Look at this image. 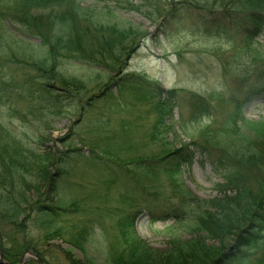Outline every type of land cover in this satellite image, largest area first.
Masks as SVG:
<instances>
[{
    "label": "rangeland",
    "instance_id": "1",
    "mask_svg": "<svg viewBox=\"0 0 264 264\" xmlns=\"http://www.w3.org/2000/svg\"><path fill=\"white\" fill-rule=\"evenodd\" d=\"M232 1L74 0L69 5L63 1L44 9L24 12L23 21L21 12L19 17L5 18L12 14L13 0H0V75L5 80L14 78L22 81L25 86L30 83L36 90L40 83L45 84V81H37L38 85L34 86V80L40 76L37 71L40 67L47 72L46 78L53 73V79L48 82L51 87H64L60 90L61 96L48 94L47 98H78L72 106H69V101L58 103L52 100L44 107L49 111H43L44 118L39 123L37 119L25 118L31 109L36 115L42 114L39 112L41 105H31L24 99L30 98L28 86L27 94L13 92L5 97L8 99H2V124L5 129L13 131L26 148L39 152L73 150L69 144L64 148L63 142L72 134L73 125L79 120L81 109L78 105L97 98L94 108L89 109L91 112L86 111L85 118L106 117L103 122L108 118L109 134L124 128L131 130L124 124L137 119L132 124L134 130L128 140L135 148L143 143L146 145L145 135L155 118L142 104L134 103L136 107L133 108L132 99L123 106L114 100L119 97L116 85L119 67L110 72L102 67L79 63L49 45L59 37L81 38L84 51L95 55L100 51L98 41L103 35L112 37L110 30L115 29L114 37L126 34V44L136 40L133 54L126 65L124 58L120 66L124 68L122 76L128 83L133 85V78L137 76L158 84L165 91L177 92L166 121L167 137L169 143L177 148L188 147L192 156L179 168L173 180L166 182V186L170 187L173 182L180 192L193 198L201 201L220 198L223 201L224 195L218 193L217 186L224 184L222 177L229 174L227 162L232 165L248 154L258 155L260 143L264 142V31L261 34L241 31L240 26L247 23L240 22L244 15L234 4L227 6ZM64 12L70 19L59 17ZM28 19H37V22L42 19L43 23L27 26ZM51 22L54 29L49 32L55 39L45 43L36 34H44V25ZM52 54L58 60L55 66ZM52 67L54 71L51 73ZM65 87L74 91V96L69 97V92L63 90ZM107 90L112 93L109 91L105 98L102 94ZM37 94L35 97L42 98L39 92ZM197 103L200 104L198 109ZM201 105L206 113L195 118ZM81 125L79 133L87 134L86 125ZM98 135L103 134L93 137ZM82 138L86 139L83 135ZM118 143L121 144V140ZM76 148L84 149L83 156L79 160L71 159V156L67 160L68 165L61 167V181L55 191L53 188L46 192L49 197L45 205L57 202L58 208H69L68 211L73 209L78 213L74 208L77 206L79 214L61 215L57 221L48 214H37L33 219L41 221L40 224L29 222L27 228L14 227L8 221L0 220L3 262L38 264L32 257L36 254L45 258L48 264H113L112 247L118 244L116 219L105 211L117 208L118 197L123 191L117 183L111 190L107 189L103 176L108 172L100 173L101 167L95 164L94 170L84 160L91 158L88 151L80 144ZM148 150L157 151L158 148L154 146ZM221 161L224 164H219ZM262 162L264 166V160ZM212 163H218L216 170L221 177L215 174ZM249 172L259 174L254 170ZM41 191L45 192L44 189ZM27 194L32 199L36 198L33 189ZM124 206L120 205L121 211ZM163 209L166 210L155 204L150 210L144 208L139 213L135 212L132 227L134 236L157 253L168 252L173 247L171 242L190 240L198 228V222L193 219L177 225L175 217H170ZM84 220L94 226L86 256L65 241L69 236L65 235L66 232H71L70 228L81 225ZM49 237L54 240H49ZM204 242L213 249L220 246L219 241L213 239H205ZM259 256L264 258V247L260 249ZM45 260L43 264H47Z\"/></svg>",
    "mask_w": 264,
    "mask_h": 264
},
{
    "label": "trees",
    "instance_id": "2",
    "mask_svg": "<svg viewBox=\"0 0 264 264\" xmlns=\"http://www.w3.org/2000/svg\"><path fill=\"white\" fill-rule=\"evenodd\" d=\"M63 1L69 5L73 4L74 0H13L12 14L5 18L19 17L21 12L24 15L23 21H25L24 12L44 9ZM222 4L225 5L224 1ZM232 4L244 15L240 18V22L247 23L240 26L241 31H247L244 32L245 34L263 33L264 0H233L227 6ZM59 17L62 20L70 19L65 12ZM36 23L42 24V19H38V22L37 19L34 21L28 19L25 25L32 26ZM43 28H48V30L42 29L44 34H36V36H39L45 43L55 39L50 36L51 33L49 32L54 29L52 22L45 24ZM110 31L113 33L112 37L103 35L102 40L98 41L100 51L94 53L95 55H90L84 51L81 38L59 37L61 39L56 38L54 43L49 45L58 52H63L66 58H73L79 63L102 67L110 72L116 71L119 67L117 70L118 77H116L119 97L114 98V100L123 106L128 99H132L133 106L134 103L142 104L155 118V122L145 135L146 145L143 143L142 146L135 148L131 145V140H128L131 136L130 133L134 130L132 124L137 119L124 124V127L131 128V130L124 128L120 132L114 131L109 134L108 118L105 122L103 120L106 117L93 119L89 116L85 118L86 111L91 112L89 109L94 108L97 98L78 105L81 109L79 120L73 125L72 134L63 142L64 148L69 144L73 146V150L60 152L57 149H50L51 152H39L32 150L31 147L26 148L13 131L5 129L0 118V220L8 221L14 227L27 228L29 222L40 224L41 221L33 219L37 214H48L54 221H57L61 215L76 216L79 214L80 210L77 206L74 208L77 209L78 213L73 209L68 211L69 208L67 210L58 208L57 202L52 205L45 204L48 202L47 197H49L46 192L53 190V188L55 191L61 181V167L68 165L67 160H70L71 156V159L75 158L76 160L83 156L84 149L76 148V145L80 144L90 154V160L89 158L84 159L89 162V166L94 168L93 165L95 164L101 167L100 173L108 172L106 173L107 176H103V179H106L103 182L106 188L111 190L117 183L121 185L123 191L118 197L117 208L105 211L107 215L116 219L118 244L112 247L111 261L113 264H264V258L259 256L260 249L264 247V166L262 162L264 160V142L260 143L258 155L248 154L249 157L238 159L232 165L227 162L229 174L222 177L225 183L217 186L219 188L217 189L218 193L224 195L223 201L220 198H214L210 201L193 198L187 193L180 192L173 182L170 187H167L166 182H171L177 175L179 168L192 156L188 147L179 146L177 148L173 143H169L167 137L169 131L166 121L171 114L172 102L177 97V92L165 91L158 84L150 83L137 76L133 78L135 81L133 85L128 83L127 78L122 76L124 68H120V66L124 63V58L126 65L133 54V49L137 47L136 40H132L130 45L126 44L124 42L125 33L120 34V38H118L113 36L114 33H117L115 29ZM48 32L49 36H47ZM219 33L223 32L219 30ZM52 48L50 47L51 52ZM52 57L55 66L58 60L55 54H52ZM50 69L52 73L53 67ZM37 71L40 76L34 80L36 81L34 86L38 85L37 81H45V84L40 83L36 90L30 86V83L25 86L22 81L14 78L5 80L0 75V106L2 99L8 94L13 92L18 93V95L27 94L30 89L27 94L30 98L24 99L31 105H41L39 112L42 114L36 115V112L31 109L25 118L37 119L40 123L44 118L43 111H49V109L44 110V107L51 104L52 100L58 103L69 101L71 102L69 106H72L78 98L75 100L74 98H47L48 94L54 97L62 94L60 91L57 92L52 89L48 84L53 79V73H49L46 78L47 72L40 67ZM6 81L10 82L6 83ZM28 86H30L29 89ZM65 89L63 90L69 92L67 94L69 97L74 96L72 95L75 94L74 91L66 87ZM74 89L76 90V88ZM109 91H105L102 94L103 97L106 98L112 93ZM38 92L42 98L35 97ZM120 106L117 104V107ZM198 106H200L199 103H197L196 109ZM201 107L194 116L195 118H200L199 115L206 113L203 111L204 106L201 105ZM83 123L86 125L84 127L87 134L82 133V135L86 139L82 138L81 133H79ZM96 134L103 135L94 138L93 136ZM120 140L121 144L118 143ZM154 146L158 148L157 151L148 150L149 147ZM219 164L222 165L224 162L221 161ZM212 166L215 174L221 177L220 172L216 170L218 163H212ZM230 167L232 168L229 170ZM250 170L259 172V174H250ZM245 175L248 176L244 177ZM32 189L36 192L35 199L27 194ZM41 189H44L45 192ZM231 193L233 196H230ZM122 204L125 205V208L122 209L123 212L119 208ZM155 204L166 208V210L163 209L166 211L165 213L169 214L170 217H175L179 226L191 219L197 221L198 228L194 237L188 241L179 242L180 244L177 241L171 242L173 247L168 252L157 253L151 250L145 242L134 236L132 228L135 220L134 213H139L144 208L150 210ZM84 214L87 215V213ZM187 217L189 218L186 219ZM70 229L71 232L65 231V235H69L65 239L66 243L86 256L88 245L94 235L93 223L84 220L81 225ZM205 239L219 241V248L207 247L204 242ZM49 240L54 239L49 237ZM38 257L40 260H36V263L41 264L45 258ZM77 263L71 262V264Z\"/></svg>",
    "mask_w": 264,
    "mask_h": 264
},
{
    "label": "water",
    "instance_id": "3",
    "mask_svg": "<svg viewBox=\"0 0 264 264\" xmlns=\"http://www.w3.org/2000/svg\"><path fill=\"white\" fill-rule=\"evenodd\" d=\"M0 264H8L2 261V256H0Z\"/></svg>",
    "mask_w": 264,
    "mask_h": 264
}]
</instances>
